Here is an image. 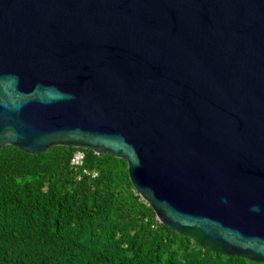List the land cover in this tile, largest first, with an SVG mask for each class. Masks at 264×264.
I'll list each match as a JSON object with an SVG mask.
<instances>
[{
  "label": "water",
  "instance_id": "95a60500",
  "mask_svg": "<svg viewBox=\"0 0 264 264\" xmlns=\"http://www.w3.org/2000/svg\"><path fill=\"white\" fill-rule=\"evenodd\" d=\"M128 162L157 219L264 263V0H0V150Z\"/></svg>",
  "mask_w": 264,
  "mask_h": 264
},
{
  "label": "trees",
  "instance_id": "16d2710c",
  "mask_svg": "<svg viewBox=\"0 0 264 264\" xmlns=\"http://www.w3.org/2000/svg\"><path fill=\"white\" fill-rule=\"evenodd\" d=\"M77 150L86 154L81 166L71 164ZM0 264L264 263L212 252L161 223L123 158L7 145L0 150Z\"/></svg>",
  "mask_w": 264,
  "mask_h": 264
},
{
  "label": "built area",
  "instance_id": "2783aa9c",
  "mask_svg": "<svg viewBox=\"0 0 264 264\" xmlns=\"http://www.w3.org/2000/svg\"><path fill=\"white\" fill-rule=\"evenodd\" d=\"M86 154L83 150H77L74 152L72 158H71V164L74 166H81L84 163ZM86 172V170H85ZM97 173H93V176H96Z\"/></svg>",
  "mask_w": 264,
  "mask_h": 264
}]
</instances>
